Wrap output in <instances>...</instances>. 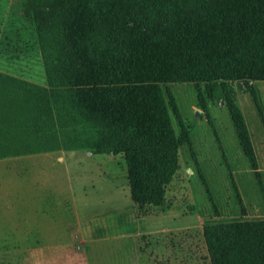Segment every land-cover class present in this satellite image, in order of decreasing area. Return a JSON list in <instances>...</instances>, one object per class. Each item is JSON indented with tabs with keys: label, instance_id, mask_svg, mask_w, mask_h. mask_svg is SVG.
Masks as SVG:
<instances>
[{
	"label": "trees",
	"instance_id": "trees-1",
	"mask_svg": "<svg viewBox=\"0 0 264 264\" xmlns=\"http://www.w3.org/2000/svg\"><path fill=\"white\" fill-rule=\"evenodd\" d=\"M22 4L6 31L28 27L46 86L0 74V159L83 149L120 155L140 218L169 209L165 193L187 140L172 127L169 87L190 84L198 98L217 99L230 97L232 83L264 82V0ZM230 114L254 169L244 121L236 108ZM202 235L209 264H264V221L211 225Z\"/></svg>",
	"mask_w": 264,
	"mask_h": 264
},
{
	"label": "rangeland",
	"instance_id": "rangeland-1",
	"mask_svg": "<svg viewBox=\"0 0 264 264\" xmlns=\"http://www.w3.org/2000/svg\"><path fill=\"white\" fill-rule=\"evenodd\" d=\"M22 5L0 0V74L45 87L28 27L19 35L6 31L8 16H22ZM230 89L229 98L207 99L190 84L169 87L172 127L187 140L163 213L135 216L120 155L83 149L0 159V264H209L204 227L264 221V82H235ZM234 108L250 139L254 169L231 121ZM43 155L50 157H37ZM74 203L97 230L87 245L66 227L74 222ZM163 228L173 232L158 233ZM143 231L158 232L139 235Z\"/></svg>",
	"mask_w": 264,
	"mask_h": 264
},
{
	"label": "crops",
	"instance_id": "crops-1",
	"mask_svg": "<svg viewBox=\"0 0 264 264\" xmlns=\"http://www.w3.org/2000/svg\"><path fill=\"white\" fill-rule=\"evenodd\" d=\"M37 157H50V156L49 155H43V156H37ZM56 159L58 161H61L63 158H62V156H58L57 158H55V160ZM73 210H74V217H73L74 222L72 221V223L69 224V225H67L66 227L70 229L71 234H73V239L75 241H79L80 240L79 242L82 245H87L89 239L91 238V236L94 233H97V230L94 231V230H92L90 228V226L88 224L89 223L88 220H85L82 217V214L80 215L79 208L76 206L75 203L73 204ZM134 211H135V209H134ZM135 216H137L136 213H135ZM137 218L140 219V217H138V216H137ZM95 226H97V224H95ZM194 227H199V226H194ZM175 229H178V228H175ZM143 232L144 233H141V234L137 233V234H139V235H146L147 236V235H150V234L155 233V232H158V231H151V232H149V231H146V232L143 231ZM170 232H173V228H163L158 233H170Z\"/></svg>",
	"mask_w": 264,
	"mask_h": 264
}]
</instances>
